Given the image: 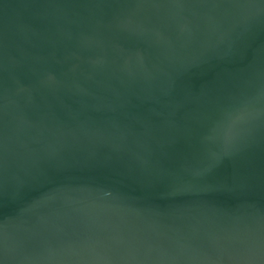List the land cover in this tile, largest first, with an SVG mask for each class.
<instances>
[{"label": "water", "instance_id": "obj_1", "mask_svg": "<svg viewBox=\"0 0 264 264\" xmlns=\"http://www.w3.org/2000/svg\"><path fill=\"white\" fill-rule=\"evenodd\" d=\"M0 264H264V0H0Z\"/></svg>", "mask_w": 264, "mask_h": 264}]
</instances>
